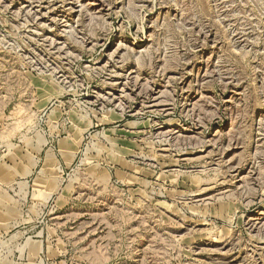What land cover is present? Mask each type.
Returning a JSON list of instances; mask_svg holds the SVG:
<instances>
[{
    "label": "rangeland",
    "instance_id": "1",
    "mask_svg": "<svg viewBox=\"0 0 264 264\" xmlns=\"http://www.w3.org/2000/svg\"><path fill=\"white\" fill-rule=\"evenodd\" d=\"M0 264H264V0H0Z\"/></svg>",
    "mask_w": 264,
    "mask_h": 264
},
{
    "label": "bare ground",
    "instance_id": "2",
    "mask_svg": "<svg viewBox=\"0 0 264 264\" xmlns=\"http://www.w3.org/2000/svg\"><path fill=\"white\" fill-rule=\"evenodd\" d=\"M54 159V154H53V152H49V154H47V156H46V162H47V164L45 165V166H49L48 164H50L51 162H52V160ZM48 168L49 167H43V169L45 170V171H48ZM38 183V182H37ZM55 185H57L56 183H54V185H53V188L55 187Z\"/></svg>",
    "mask_w": 264,
    "mask_h": 264
},
{
    "label": "crops",
    "instance_id": "3",
    "mask_svg": "<svg viewBox=\"0 0 264 264\" xmlns=\"http://www.w3.org/2000/svg\"><path fill=\"white\" fill-rule=\"evenodd\" d=\"M36 243H37V245L39 244L41 246V247L39 246L40 249H43V245H42V241L41 240H37Z\"/></svg>",
    "mask_w": 264,
    "mask_h": 264
}]
</instances>
